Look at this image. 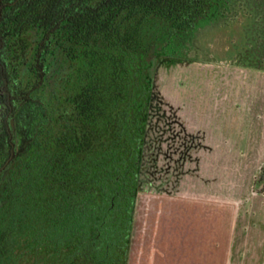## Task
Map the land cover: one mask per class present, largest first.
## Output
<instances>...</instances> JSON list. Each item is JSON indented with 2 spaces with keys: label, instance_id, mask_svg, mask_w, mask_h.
Masks as SVG:
<instances>
[{
  "label": "flooded vegetation",
  "instance_id": "flooded-vegetation-1",
  "mask_svg": "<svg viewBox=\"0 0 264 264\" xmlns=\"http://www.w3.org/2000/svg\"><path fill=\"white\" fill-rule=\"evenodd\" d=\"M126 2L0 0V133L12 152L0 174L17 173L19 204L1 211H73L55 221L19 217L2 231L0 264H264V60L245 47L223 58L186 39L150 52L146 36L134 105L133 41L121 42L130 103L123 158L103 189L94 166L86 207L85 151L101 156L103 24L130 20L118 11ZM120 123L115 116L106 128L113 139ZM69 157L81 161L77 170L64 168ZM27 166L35 176L23 175Z\"/></svg>",
  "mask_w": 264,
  "mask_h": 264
},
{
  "label": "trees",
  "instance_id": "trees-1",
  "mask_svg": "<svg viewBox=\"0 0 264 264\" xmlns=\"http://www.w3.org/2000/svg\"><path fill=\"white\" fill-rule=\"evenodd\" d=\"M244 3V4H243ZM118 11H122L123 14L131 13V19L127 21L118 20V22H106L103 28V41L109 43L103 47L101 52V71H100V83L97 88V99L100 104V117L102 122V145L100 158L94 159V153L85 151V158L83 162V169L85 171L86 179L84 180V194L86 207L88 203L92 202V191L94 189L93 176L94 166L100 171L101 187L103 189L108 170L110 166L116 163L117 166L122 160L121 152L119 150L120 135L124 129L126 120V103L128 101V92L126 86L128 78V72L125 71L126 53L125 49L120 47L121 42L130 36L133 41V78L132 80V104H136V96L138 88V79L142 73L136 68L139 63H142L143 57L137 54V45L142 43V40L148 39L149 48L153 46L158 47L164 44V40L171 36L185 37L186 39L194 40L195 33L200 24L203 23H215L217 21H223L229 19L233 15L244 16L247 18V42L244 47L246 54L251 57H260L264 60V0H128V2L118 6ZM111 15V14H110ZM129 17V15H128ZM110 19V18H108ZM111 20V19H110ZM148 26V30L145 27ZM147 30V33H146ZM115 40V41H114ZM144 40V42L146 41ZM126 41V40H125ZM118 48H114V44ZM116 49V50H115ZM127 76V77H126ZM128 78V79H127ZM87 101V100H86ZM93 102V101H92ZM128 104H130L128 102ZM93 105V103H92ZM133 105V106H134ZM135 113V112H134ZM93 116V113L90 112ZM117 118L121 123L117 126V139L111 137L110 131L107 126L113 117ZM122 118V119H120ZM136 118V117H135ZM93 119V117H92ZM113 146V151L111 146ZM117 145V146H115ZM11 145L8 137L3 133H0V168L1 163L6 161L11 155ZM67 161L64 168L71 170H77L76 167L81 163L79 160ZM112 160V164L109 161ZM98 161V163H96ZM82 166V165H81ZM26 170L23 175L35 176L32 168L28 166L24 168ZM46 170V169H44ZM90 172H93L89 175ZM0 175L7 176L3 182V186L6 187L3 191H0V243L3 229L10 230L12 223L19 220L22 217L23 220L36 221L39 219L61 220L66 214L73 211H22V216L19 211H1L9 204V207L15 209L19 206L17 202V182L15 177L17 173H6L3 171ZM74 176V175H73ZM76 178L71 179L69 185H76L78 183V174H75ZM91 176V177H89ZM14 177V178H13ZM89 177V178H88ZM31 187V195L34 199L38 192L37 180L29 181ZM98 186V184H97ZM25 195V194H24ZM76 195H73L72 199ZM61 196L59 199L54 200L55 207L61 205ZM44 203L48 204L49 199L45 198ZM30 208L37 207L36 202L28 203ZM71 208V206H70ZM32 228L35 225L32 224ZM14 237L11 232L6 234L5 237Z\"/></svg>",
  "mask_w": 264,
  "mask_h": 264
},
{
  "label": "rangeland",
  "instance_id": "rangeland-1",
  "mask_svg": "<svg viewBox=\"0 0 264 264\" xmlns=\"http://www.w3.org/2000/svg\"><path fill=\"white\" fill-rule=\"evenodd\" d=\"M247 22L246 17L240 15L236 16L235 14V16L233 15L229 19L223 21L220 20L215 23L200 24L195 33L194 45L203 51L205 50L210 53H215L219 57H234L235 55L240 54V51H242L247 42ZM147 28L148 26L145 27V29ZM146 41L148 42V39ZM185 41V37L171 36L164 40V44L166 45L161 44L158 47L153 46L152 48H149V51L156 52L159 47L161 49L164 46L166 51H170L173 48L178 47V45L182 46ZM147 56L148 55L145 52L144 57ZM129 111L131 110L129 109ZM44 182L46 183V186H51L49 180L45 179ZM58 187V183L54 182L53 189L57 191ZM39 213H43V211H40Z\"/></svg>",
  "mask_w": 264,
  "mask_h": 264
}]
</instances>
